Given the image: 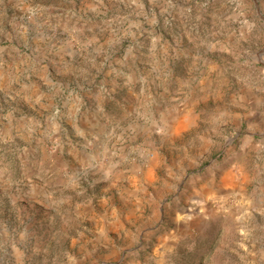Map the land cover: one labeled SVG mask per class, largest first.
<instances>
[{"label":"rangeland","instance_id":"374dc122","mask_svg":"<svg viewBox=\"0 0 264 264\" xmlns=\"http://www.w3.org/2000/svg\"><path fill=\"white\" fill-rule=\"evenodd\" d=\"M0 264H264V0H0Z\"/></svg>","mask_w":264,"mask_h":264}]
</instances>
